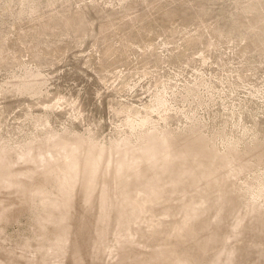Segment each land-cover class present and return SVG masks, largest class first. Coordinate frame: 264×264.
<instances>
[{"label": "rangeland", "instance_id": "rangeland-1", "mask_svg": "<svg viewBox=\"0 0 264 264\" xmlns=\"http://www.w3.org/2000/svg\"><path fill=\"white\" fill-rule=\"evenodd\" d=\"M36 2L32 13L26 11L20 16L19 12L27 8H23L20 0H0V85L3 84L0 87H9L25 68L31 71L25 80L33 89L41 86L42 78L45 82L38 97L0 92V131L6 133L3 136L0 132V138L10 139L13 144L22 142L38 132L28 116H41L47 110L50 128L61 132L73 130L84 137L93 133L91 135L100 142L124 134L126 115L146 114L152 123L165 124L164 130L174 133L168 134L169 138L178 134L190 138L197 131L205 138L207 146L213 144L215 148L223 147L222 136L225 134L231 141L245 139L242 140L246 141L245 144L254 139L264 141V0ZM252 4L256 11L245 13L246 5ZM193 86L195 90L200 86L198 92L196 90L191 98L185 97L186 88ZM156 94L166 100L165 110L153 112L150 109ZM44 98L49 99L47 103ZM60 102L63 106L59 105ZM57 104L61 107L57 108ZM72 114L74 116H70ZM188 117L196 121H190ZM198 123L204 124V131L201 132ZM65 136L68 138L62 139L68 144L79 138ZM159 137L152 134L149 141L129 145L130 155L133 153L141 160L140 157L154 151L155 159L150 164L142 159L141 168L140 165L138 168L132 166L139 171V176L132 174L129 180H121L126 181L128 187L116 183L117 169L115 173L107 171L103 174L102 167V173H95L93 163L97 162L98 156L92 158L95 149L91 147V141L83 137H80L83 145H78L82 148L81 155H76L83 161L82 179L73 176V159L66 163L64 157L73 144L52 146L47 141L34 144L35 155L40 153L48 158L51 154L58 159L41 169L45 172L22 169L19 172L23 175L15 174V178L12 171L19 165L0 162V185L20 180L19 177L25 179L19 182L27 183L14 194L0 188V208L4 206L0 211V262L7 264L10 257H15L17 263L26 264L24 255L35 264H76L73 258L76 252L79 253L77 245L69 251L71 244L63 249V243L58 240L63 235L71 238L74 233L70 229L83 212L82 220L88 234L81 236V255L75 258L79 264H177L169 251L177 254L188 247L191 260L196 264L232 245L236 246L235 257L222 255L220 264H264V233L255 237L247 235V224L244 223L235 238L226 244L222 241L224 238L217 241L207 247L204 255L194 245L196 238L205 232L227 236L229 218L225 225L214 219L216 208L222 205L217 198L222 194L219 191L227 192L225 196L235 192L243 195L244 191H235L234 188H241L242 182L251 184V181H245L246 177L251 178L263 170L248 172L241 176L242 179L239 176L229 178V173H235L227 171L226 158L238 159L237 167L241 172L255 167L263 159L248 162L249 158H243L245 153L241 152H244L242 147L245 144L240 140L241 147L228 145L219 154L216 152L218 160L203 162L191 156L199 146L202 147L192 140L184 145L182 153L172 155L173 160H157L164 149ZM13 150L7 148L0 152L2 158L8 155L14 159ZM209 150L199 148L197 152L211 154ZM29 165L31 163H23L22 167ZM168 167H171L169 174L175 177L167 175ZM73 182L74 186L80 187L78 197L64 203L59 189L67 190ZM150 186H153L152 190H148ZM42 189L60 203V208L37 202L34 193ZM141 200L146 202L144 207ZM202 201H205L203 205ZM65 204H70L69 208ZM135 207L142 208V211ZM198 208L203 209L202 213L181 227L179 224L185 214ZM65 209L69 212H63ZM240 210L246 219L259 213L258 209L252 212L246 207H238L235 212ZM51 213L61 219L60 222L40 228L38 220L48 219ZM142 217L146 218L144 224L139 223ZM159 218L165 220L163 226L148 227L150 220ZM177 227L181 229L178 231ZM131 228L135 233L131 236L134 245L124 240ZM181 236L187 237L178 240ZM51 242L56 246H49L48 254L44 255L40 249ZM243 244L248 249L244 255L240 253ZM257 248L263 252L257 253Z\"/></svg>", "mask_w": 264, "mask_h": 264}, {"label": "bare ground", "instance_id": "bare-ground-1", "mask_svg": "<svg viewBox=\"0 0 264 264\" xmlns=\"http://www.w3.org/2000/svg\"><path fill=\"white\" fill-rule=\"evenodd\" d=\"M37 2H39V1H37ZM37 2H36V0L35 1L20 0V3L22 5H24L23 8H25L26 6H27V8L21 10L19 12V15L21 16L26 11H27L26 13H28V12L32 13L34 11V9H35V6H36ZM249 5H251V4H249ZM249 5L248 6L246 5L247 8L245 7L246 8L245 11H244L245 13L256 11L255 5H253V4H252L253 6H249ZM242 10H243V8H242ZM236 26H237V24L235 25V27ZM233 27H234V25H233ZM252 29L253 28H251L249 30H252ZM240 35H242V34H240ZM262 42L264 43V37L262 39ZM28 71L31 72L30 70L25 68L23 70V72L21 74H19L17 77L14 78V76H13L14 81H12L11 83H10L11 80L7 81V82L10 83V84L8 83L9 87H7L8 85H6V87H0V92L1 91H6V95L8 94L7 92H10V93L14 92L13 95H15V93H17L18 95H20V94H24L25 95L26 94V96H27V94H28V95L34 96V97L35 96L38 97L39 95H41V93H42L41 87H42L43 83L45 84L44 78H42L41 75H37V76H39L40 78L43 79V82H42L41 86L38 89H33V86L31 84H28V81L25 80L28 77V75H27ZM2 85L3 84H1L0 86H2ZM199 87L197 86V89ZM196 90H195L194 86L193 87H187L186 88V96L185 97H190L191 95H194ZM196 92H198V90ZM158 95L159 94H156L154 96L155 100H154L153 108L152 107L150 108V109H153V112L155 110H157V111H159V110L161 111L162 109L165 110V107H166V100L163 99L161 97V95H160V97H156ZM46 96H48V94H46ZM195 96L197 97V95H195ZM47 98H49V97H47ZM58 98L61 99V96L60 97L58 96ZM52 99H53V97H52ZM63 99H65V97L62 98V100ZM66 99H68V98H66ZM185 99H187V98H185ZM44 100H45V98H44ZM48 100L49 99H47V101L45 100L44 102L47 103ZM36 101H38V100H36ZM50 101H51V99H50ZM58 101H56V102H58ZM56 102L54 101V103H56ZM64 102H66V101H64ZM64 102L62 101V103H64ZM192 102H193V100H192ZM66 103H64V104H66ZM155 103H156V105H155ZM37 104H38V102H37ZM60 104H61V102L59 103V105ZM74 104L77 105L76 102H74ZM76 105H74V106H76ZM47 106H49V105H47ZM39 107L40 106H37V108H39ZM46 107L44 109H46ZM50 107L55 108V107H53L51 105H50ZM56 107L60 108L61 106L59 107L58 104H57ZM70 107H71V105H70ZM27 108H29V107H27ZM31 108H33V107H30V109ZM68 108H69V106H68ZM47 109L49 110V107ZM78 109H79V107H78ZM78 109H77V111H78ZM41 110H43V109H41ZM55 110H56V108H55ZM26 111H28V110L26 109ZM50 111H48V112H50ZM74 111H75V109H74ZM74 111H73V114H74ZM46 112H47V110H46ZM46 112L43 115L41 114V116H35V117H31L30 115L28 116V117H30L29 119H31L30 121L32 122L33 126L35 127L34 129H37L38 132H35L34 134L30 135L27 139L22 140V142H20V141L18 142L17 141V143H15L13 141L15 143V144H13L11 142L12 140H10V139H9V141H10L9 142L8 140L4 139V137L0 138V144L2 146V147H0V152H5V150L7 148H14V150H15V152H14L15 154H13L14 155V159H11V157H9L8 155H5V157L2 158L3 154L0 153V162L8 161L11 164H16V167H18V165H19L18 169L12 171V176L15 177V178H16V175H23V173L19 172L22 169H29L28 171H30V172H33L31 169H33V170H37L38 169V171L39 170L41 171V169H44V168L48 167V165L50 166V162L52 160H55V161L58 160V159H55L54 156H52L51 154H49V157L47 158L45 156H42L40 153L38 155H35L33 153V145L34 144L40 145L44 141L52 143V146H57L59 143H63V144H66V145H72L73 144L74 146L72 148L68 149L64 153V157L66 159V163L73 159V161H74L73 162L74 164L72 165L74 167V170L72 171L73 176L81 177V179H82L83 175H84V170L81 167V162L83 163V161L81 159H79L76 155L79 154V153L81 155V151H82V148L80 146H78V145H83V139H89L91 141V147L95 149V153L92 155V158L95 159L96 156H98L97 162L93 163V169L95 170V173H96V171H98L99 173H102L101 172L102 171V167H103V174L104 173L107 174V171L113 173L117 169L116 173L114 172L115 173V181H116V183H119V184L124 185L125 187H128L129 184H127L126 181H121V180H129L128 178L131 177L132 174L139 176L138 175L139 171H135L134 169H132V166H136L138 168V166L140 165L139 167L141 168L143 166V164H144L142 159H145L148 164H150V161L153 158L155 159L154 151H152L149 155L140 157L141 160L136 158L135 155L133 156L132 155L133 153L130 155V153H129V145L133 144V143L138 144L140 141L141 142L149 141L150 140V136L152 134H154V135L157 134V135L160 136L159 137L160 138V142L164 146V149L161 150L162 155L158 156L157 160L162 159L164 161L170 160V158L173 160V156H176V155L182 153L184 151V145L186 143H188V142H192V140H196V143H200V145L202 147L199 146L198 149L199 148H201V149L203 148V149H207V150L210 149L209 151L211 152L212 155L208 154L206 152L198 154V152H197L198 149H196L194 151V154L191 155V156H194V158L199 159V160H201L203 162H212V161L218 160L216 158L217 157L216 152L219 154L220 151L222 149H225L228 145H234V146H236V148L237 147H241L242 145L240 146V144H241L240 140L241 141L245 140V139L236 140V138H235V141H231V140L228 139L230 137L227 138L226 137L227 134H225L224 136H222L223 140H224V145L222 144L223 147L215 148L213 146V144L212 145L210 144V146H207V142H206L205 138H203L201 135H199V133L197 131L195 133L191 134L190 138H186V137H184L181 134H178V135H176L174 137L169 138L168 134L170 135V134H174V133H171L172 131L164 130L166 128L165 124H164V126L163 125L159 126L158 124L152 123L153 121L152 122L150 121L151 117L146 114V115H143V116L137 115L135 117L130 116V115H126L124 120H123V125L125 126V128L122 127L123 125L120 126V127H122L124 129L122 131H125V129L127 128V130L124 132V134L119 135V136L117 135L118 137L109 139L107 142H104V141L100 142V141H96L95 140V138L93 137L94 135L93 136L91 135L93 133H91V134L89 133V135L87 137H84V136H79V134L74 133L73 130L69 131V130L64 128L65 130L62 129L63 131L61 132L60 130L57 131L56 129L54 130V129L50 128V126H48V114ZM52 112H53V110H52ZM67 112H69V111H67ZM73 114L70 115V116H74ZM79 114H77V115H79ZM163 114H165V112H163ZM186 115H188V114H186ZM25 117H26V115H25ZM184 117H187V116H184ZM188 119L190 121H196V119L193 118V117L192 118L188 117ZM73 120H74V118H73ZM163 121L167 122L166 119H163ZM163 121H161V122H163ZM156 123H158V121ZM26 125H25V127H26ZM30 125H31V123H30ZM23 126H22V128H23ZM198 126L200 127L201 132L204 131V130H202L203 127H204V124L201 125V123H198ZM31 128H32V126H31ZM25 130H26V128H25ZM119 132H121V130ZM1 133H3V132H1ZM5 134L3 133L2 135L4 136ZM116 134H114V135H116ZM118 134H120V133H118ZM65 135H73V136L79 137V138L72 139V141L69 142V144H68V143H66V141L64 139H62V138H68ZM82 135H84V134H82ZM114 135H112V136H114ZM10 136L8 135V137H10ZM229 136H230V133H229ZM258 136H260V135L258 134ZM80 137H83V139L80 138ZM10 138L12 139V137H10ZM239 138H241V137H239ZM220 139H221V137H220ZM69 140H71V139H69ZM262 140H264V139H262ZM248 141H247V144H245L246 141H245V143L243 142L245 144L242 147L244 152H241V153H245V154H242L243 158H246V157L249 158L248 162L252 161V160H257L258 158H261V159H263L262 162H258L257 165H255V167H251L247 171H242L241 172V171L238 170V167H237L238 159L232 158L231 156L227 157L226 158V161H227V164H228V170L227 171L228 172L231 171V172L235 173V174L229 173L228 177L230 178L232 176L233 177L239 176L241 178L242 175H245L248 172H251V171L254 172L257 169H262V168H263V170H260L259 172L255 171L256 173L251 178L246 177L247 179H245V181H251V184H245V182H242L241 186H240L241 188H238V186H236L234 188L235 191H244L245 193L243 195H241L238 192L237 193L235 192L233 194L230 193L228 196H225V194L227 192L219 191V193H222V194L217 196V198L222 202V205H221V208H220V205L216 208L217 214H216L214 219L218 223H220V224L224 223V225H225L226 224L225 223L226 219L229 218L228 221L229 220L230 221H229V223H227V225L229 226L230 230H229V233L227 234L226 237H223L222 236L223 234H219L218 232H205L202 235V237H197L196 241L194 242V245H196V247L198 248L200 253L203 254V255L207 253V250L209 249L207 247L208 246L209 247L212 246L217 241H219V240L224 238L222 241L226 244L228 240H231L232 238H235L238 235L243 223H244V225L247 224V227L245 229V233L247 235L250 234L252 237H255V235L259 236V235H261V233H264V141L255 140V139H254V141L252 143H248ZM255 141H257V142H255ZM113 142H114V144H113ZM249 142H251V141H249ZM221 143L222 142H220V144ZM254 146H256V147H254ZM94 149H93V151H94ZM137 149H140V147L137 148ZM120 153H123V154L120 155ZM11 155H12V153H11ZM233 156H236V155H233ZM82 158H83L84 161L86 160V158L84 156ZM134 162H138V163H134ZM185 162H187V160H185ZM23 163H25V164L31 163V165H29V167L28 166L22 167ZM170 169H171V167H168L167 175H169L170 177H175V175L169 174ZM131 170L134 171V172L132 173ZM41 172H45V171H41ZM253 172H252V174H253ZM91 174H94V171H92ZM244 177L245 176H243V178ZM18 179L25 180L22 177H19ZM20 180H16V181H12V182H10V181L9 182H5V184L0 185V188H6L7 191H11L14 194L17 191L16 189L21 188V187L24 188L26 186V184H27V183L19 182ZM60 183L64 184L63 182H60ZM74 185H75V182H73V184L71 185L72 189L70 187L67 190L59 189V191L63 194V202L64 203L68 199H69V202H70L72 197L74 198V197L77 196L80 187L74 186ZM152 189H153V186H150L148 190H152ZM143 193H146V192L144 191ZM47 194H48V192L44 191V189L37 190L34 193V197H35V199H37V202L40 201L42 205H47V206H50L52 208H60V206H61L60 203H58L55 199H52L51 197H49ZM50 194H52V193H50ZM183 194L185 195V192H183ZM241 198H243V200H241ZM141 202H142V207H144V204L146 202L143 201V200H141ZM204 203H205V201H202L201 205H203ZM69 205L70 204H65V207L69 208L68 207ZM134 205H139V204L138 203H134ZM248 206H251L253 208L251 209ZM238 207L239 208L240 207H242V208L246 207V208H248V210H250L252 212H254V210L258 209L259 213L258 214H254L253 217H251L249 219H246V217H244L245 216L244 212L241 213V210L238 211L237 213L235 212V209L238 208ZM136 208H139L140 211H142V208L135 207L134 209H136ZM66 209L63 212H69V211H66ZM3 210H4V206L0 208V211H3ZM196 210H198L199 212L198 213H192L193 211H196ZM202 210L203 209L198 208V209H195L193 211L187 212L185 214V216H184L183 221H181L180 224L178 222V224L181 225V227L185 226L188 222H190L193 219H195L196 217H198L202 213ZM234 213L237 214V217H235ZM51 214L52 215L48 216V219L44 218V219L38 220L39 221L38 225H39L40 228L44 229L48 224H57V223L60 222L61 219H59V218L57 219L56 215L54 213H51ZM60 216H62V215H60ZM83 216H84V213L81 212L79 220L75 221L74 226L70 229L74 233V234L71 235V238H68V237H66V235H63L62 239L58 240V241L63 243V249H65V246L71 244V247L69 248V251L72 248H74L75 245H77V249H78L79 253L76 252L75 258H79V254L81 255V249H80V246H79V243L82 242L81 236L83 234H85V236H87V234H88V231L85 228L86 224L82 220ZM145 219L146 218L142 217L140 219L139 223L143 222V224H144L145 223ZM164 221L165 220L161 219V218L156 219L155 221L154 220H150V223H149L148 227L152 229V228L159 227L161 225L163 226L164 225L163 224ZM180 229H181L180 227H177L178 231ZM242 229H244V226L242 227ZM134 230H135V232H137L136 229H134ZM35 234L38 235L36 232H35ZM134 234L135 233L133 232V229L132 228L129 229V232H127V235L124 237V240L129 242L131 245H134L135 241L131 237ZM186 237L187 236H181V238L178 239V240L186 239ZM252 244H253V242H252ZM49 246L50 247H54V246H56V244L54 242H51V243H49V245L41 248L40 251H43L42 253L44 255H47L48 251L50 250L48 248ZM251 246H253V245H251ZM256 250H257V253H262L263 252V249H261V248H259V249L257 248ZM235 251H236V246L232 245V246H230V248L227 247L224 251L223 250H219V251L214 252L209 257H207V259H205V262L203 261L201 263V261H200L199 263L196 262V264H220L219 261L221 260V256L222 255H225L226 257L232 256L234 258L235 257ZM245 251H248V249L246 250V246L243 244L242 251L240 253L242 255H244ZM169 253L174 256V260L177 261V264H195L191 260L189 247L187 249H183V250L179 251V253H177V254H174V251H172V250H170ZM108 254H111V253L109 252ZM22 256L25 258L26 264H35V262L33 260L27 258L24 255H22ZM75 258H73L74 261L76 262V264H79L78 261H77L78 259L76 260ZM0 264H5V263L0 262ZM7 264H19V263H17L15 261V257H10V262L7 263ZM106 264H108V262Z\"/></svg>", "mask_w": 264, "mask_h": 264}]
</instances>
